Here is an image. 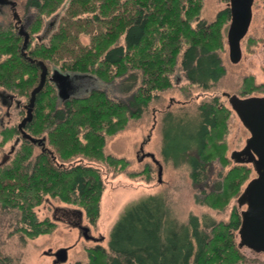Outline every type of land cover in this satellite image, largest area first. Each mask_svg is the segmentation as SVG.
Listing matches in <instances>:
<instances>
[{
  "label": "trees",
  "instance_id": "trees-1",
  "mask_svg": "<svg viewBox=\"0 0 264 264\" xmlns=\"http://www.w3.org/2000/svg\"><path fill=\"white\" fill-rule=\"evenodd\" d=\"M35 31L66 4L55 31L38 42L29 53L22 51V40L0 29V88L13 94L31 95L39 84L46 63L49 72L90 74L105 83L140 76L129 103L112 99L103 89L62 100L54 83L46 80L37 94L33 119L25 130L37 144L20 138L12 157L0 165V208L16 210L20 217L15 232L35 239L53 233L56 222L40 219L36 208L47 199L76 206L95 224L101 215V200L106 188L100 165L126 171L129 160L107 154V140L123 131L131 118L141 116L159 93L173 86L172 74L185 51L183 68L194 82L218 80L224 68L218 49L225 46L222 28L230 18L224 8L215 20H200L203 0H42ZM196 23V24H195ZM89 36L83 43L81 35ZM255 42L250 38L248 46ZM34 60V61H33ZM242 92L264 93V83L253 75L244 78ZM132 106V107H131ZM202 121L194 136L177 151L191 163L195 182L206 179L207 166L217 157L223 166L231 161L227 144L230 110L215 96L200 106ZM197 129V128H196ZM18 125L1 130V145L19 137ZM36 146L41 151L31 160ZM252 168L236 163L215 189L205 194L203 203L224 209L237 197ZM151 168L130 173L151 181ZM113 227L108 248L88 247V260L74 264H245L236 232L241 213L234 208L229 221L200 219L191 214L178 224L163 198L148 196ZM0 264H11L0 254Z\"/></svg>",
  "mask_w": 264,
  "mask_h": 264
},
{
  "label": "rangeland",
  "instance_id": "rangeland-1",
  "mask_svg": "<svg viewBox=\"0 0 264 264\" xmlns=\"http://www.w3.org/2000/svg\"><path fill=\"white\" fill-rule=\"evenodd\" d=\"M262 4L263 0H255L251 25L241 42L242 58L239 62L233 63L229 58L227 29L230 18H228L222 28L225 46L217 51L225 70L224 74L218 80H207V83L194 82L189 78L188 70L183 68L185 55L183 51L176 71L171 76L173 86L160 92L159 97L142 107L141 116L131 118L123 131L108 138L106 153L126 158L129 160V166L126 171L119 172L110 166L100 165L106 185L101 200V215L96 223L92 224L83 212V224L91 228V233H89L98 238L96 241L85 239L77 227L53 217L56 207L77 209L76 206L57 199H47L36 208L37 215L40 219L50 218L56 222L57 227L53 233L40 235L35 239H25L20 232H15L20 217L16 210L0 208V254L3 257H9L11 264H53V257L49 253L62 247H70L68 260L63 264H74L76 261L85 262L88 260L87 248L96 245L108 248L113 227L133 209V206L141 203L150 195L163 198L172 217L178 220V224L189 221L191 214L197 215L200 219L207 217L227 222L234 208H237L239 212L245 209L246 205L239 206L238 197L247 183L257 175L251 163H247L252 168L250 178L243 185L241 193L233 197L223 210L203 203V199L205 194L213 191L220 184L223 176L236 165L232 153L242 150L250 137L248 128L223 93L239 95L244 78L249 75L255 77L257 84L264 83V11ZM228 5L229 0H203L200 20L207 23L215 20L217 14ZM65 8L66 4L57 11L60 16ZM50 19H52L51 15L44 18L45 21ZM35 32L38 31L34 30ZM250 38H255L256 43L249 47ZM81 40L87 44L89 36L82 34ZM71 73L74 85L70 92L73 96L88 94L92 89H103L112 99L126 103L132 100L141 79L138 76L133 83V80L129 81V77H120L108 84L90 74ZM0 93L4 96V98L0 96L1 142V130L18 125L26 115L24 105L28 103L29 96L13 94L2 88H0ZM249 94L263 95L264 93L254 91ZM215 96L230 110V116L227 119L228 129L223 141L227 144V156L231 161L227 166H223L217 157L207 166L208 169L205 172L207 178L195 182L191 163L183 160L177 149L180 144L187 141L188 137L191 138L196 134L203 119L201 104L211 101ZM11 97L14 99L13 103L10 102ZM17 101L20 102L19 105ZM16 140L14 137L4 145L0 144V162L4 156L9 154ZM20 144L21 141H18L15 149H18ZM40 151L41 148L36 146L31 158L33 162ZM13 152L8 155L7 161L12 157ZM147 165L151 168V181L145 180L146 174L138 177L130 176V173L143 171ZM159 166L162 169L161 182H159L158 175ZM236 239L239 242L238 231ZM240 250L246 256L245 264H264V252H257L246 246L241 247Z\"/></svg>",
  "mask_w": 264,
  "mask_h": 264
},
{
  "label": "water",
  "instance_id": "water-1",
  "mask_svg": "<svg viewBox=\"0 0 264 264\" xmlns=\"http://www.w3.org/2000/svg\"><path fill=\"white\" fill-rule=\"evenodd\" d=\"M254 0H229L231 20L227 31V43L229 47L230 60L237 63L242 58L241 41L246 36L252 21V5ZM27 45V39L24 46ZM34 61V60H33ZM40 67L39 84L31 91L27 104L24 105L26 115L18 124L20 138L29 139L33 143L45 144V138H36L29 134L25 127L33 119V110L37 94L43 89L47 79L52 81L58 90V95L62 100L72 97L70 92L74 85L72 73L63 72L59 68H54L49 72L46 63L42 60L36 61ZM3 96L2 93H0ZM229 97L232 108L241 118L248 128L250 137L246 141V146L242 150L232 153V158L236 162L252 163L256 176L246 185L238 198L239 206L246 205L241 211V224L238 230L239 247L246 246L257 252H264V96L254 95L246 98H239L236 94L225 92ZM13 99V97H11ZM20 102L17 101V105ZM11 147L9 154L15 149V144ZM2 158L0 165L7 161L8 155ZM242 155V156H241ZM244 155V156H243ZM162 169L159 166V182H161ZM83 216L82 211H80ZM81 234L85 239H98L92 236L88 226H79ZM53 264L64 263L68 260V248H59L55 253Z\"/></svg>",
  "mask_w": 264,
  "mask_h": 264
},
{
  "label": "flooded vegetation",
  "instance_id": "flooded-vegetation-1",
  "mask_svg": "<svg viewBox=\"0 0 264 264\" xmlns=\"http://www.w3.org/2000/svg\"><path fill=\"white\" fill-rule=\"evenodd\" d=\"M42 3H43L42 0H0V29L8 30L9 32L14 33L16 37H19L22 40L21 49L25 53H29L30 51H32L38 42L47 40L50 37V35L55 31L57 27V23L60 19V13L57 11L54 12L51 15L52 19L48 21L44 20L41 29L38 32L34 33L35 27L38 23L39 15L41 14ZM262 6L264 11V0ZM254 7H255V0L252 5V18L254 13ZM226 8H229V12H230L229 5ZM230 20H231V12H230ZM26 39H27V45L25 47L24 43ZM236 95L239 98H246L253 96L254 94H248V93L244 94L241 90L239 95L238 94ZM224 96H226L229 101V97L227 95ZM2 97L4 98V96ZM13 101L14 99L10 98V102L13 103ZM53 217L56 219L67 221L68 223L72 224L78 229L79 226L81 225L88 226L83 224V216L81 215L80 211L74 208L56 207L54 209ZM79 231L81 232L80 229ZM89 232L91 233V228ZM90 240L96 241L97 239H90ZM67 248L69 253L70 247ZM56 251L54 252L51 251L49 253L53 257V261L55 260L54 253Z\"/></svg>",
  "mask_w": 264,
  "mask_h": 264
},
{
  "label": "crops",
  "instance_id": "crops-1",
  "mask_svg": "<svg viewBox=\"0 0 264 264\" xmlns=\"http://www.w3.org/2000/svg\"><path fill=\"white\" fill-rule=\"evenodd\" d=\"M72 96H73V94H72Z\"/></svg>",
  "mask_w": 264,
  "mask_h": 264
}]
</instances>
